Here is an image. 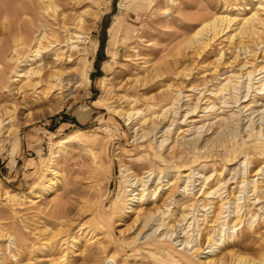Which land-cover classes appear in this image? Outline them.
Segmentation results:
<instances>
[{
  "label": "rangeland",
  "instance_id": "rangeland-1",
  "mask_svg": "<svg viewBox=\"0 0 264 264\" xmlns=\"http://www.w3.org/2000/svg\"><path fill=\"white\" fill-rule=\"evenodd\" d=\"M244 2V15H249L258 6L257 1L254 0H96L94 5L91 0L84 2L83 5L87 8L84 18L90 28L80 43L82 52L74 57H79L78 68L84 71L85 75L82 78L78 77L77 81L81 86L77 90L74 86L70 92L65 93L67 104L61 110L49 113L48 108L60 98V95L37 100L31 96V93L25 98L16 90L12 93V97L18 103L16 114L22 125L21 129L5 142V147H0V230L12 235L15 240L0 241L2 249H0V262L3 261L4 264H19L18 261H21L20 264H189L187 259L191 256L181 249L184 247L181 243L185 238L192 237V231L184 235L178 226L176 232L180 236L174 242L172 240L170 242L169 238L161 240L147 235L157 227L156 220L149 226H144L143 236L138 235L141 241L139 244H134L132 240L137 237L143 225L142 221L136 220L137 213L133 211L126 213L121 211L119 205L127 193L128 176L143 177L149 169L156 170L155 173L164 169L170 175H174L176 166L181 169L193 167L196 172H199L197 170L201 167L205 174L217 168L222 172L221 182L226 184V188L220 191L225 196L228 194L227 190H238L237 194L240 192L241 188H237V179L242 169L240 163L245 157L249 158L252 164L248 166V172L252 171L250 179L259 167L264 166V137L254 135L250 138L246 137L245 140L234 138L235 134L240 133L241 129L252 121L255 126L261 120L264 122L263 94H257L254 98V102L258 101L260 105L247 111L241 110L240 106L233 107L235 93L232 95L227 93L226 103L208 95L206 96L209 98L208 102L215 101L211 103L215 107L210 115L206 117L194 115L193 118L199 119L198 121L189 125L183 123L180 128L174 123L169 133L171 135L160 151L155 139V135L160 139V135L163 134L161 131L167 128L174 118L173 113L165 109L168 103L175 100V96L166 91L169 83L177 85L182 83L184 86L202 85L206 78L216 73L213 70L216 65H218L216 71L221 70L223 73L222 69L225 67L231 70L242 60L252 61L249 52L243 53V49L235 50L233 47L227 51L226 58L218 59L221 46H225V49L229 46L224 39L225 35L222 37L224 32L218 35L211 47L198 55L196 45L189 43V38L191 39L195 28L203 22V19L219 14L235 13L236 9L233 5ZM11 6L18 8L20 3L12 2ZM93 11L97 13L96 17L92 15ZM260 14L264 16V12ZM0 34L3 36L2 32ZM248 44H250L249 50H258L251 41ZM233 52L240 54L239 59H233L235 55ZM63 66L68 72L66 77L74 78L72 76L76 65H71V62L66 60ZM227 75L224 74L223 77ZM223 80L224 78L214 82L213 85L217 87ZM243 83L239 88L240 96L247 94L248 90L247 85ZM183 90L184 94L190 95L185 96L184 99L190 100L180 101L179 106L183 108L179 109L178 119L181 114L186 113L189 106L193 105L198 95L194 90L187 91V88ZM149 97L153 98L147 104L144 99ZM9 98L7 95H2L0 108L3 107L2 105L12 107ZM150 104H153L152 108ZM109 106L144 111L143 116L137 119L138 129H132V125L127 123V120L114 115ZM30 118L34 120L30 121ZM155 122L159 126L151 129V125ZM187 128L189 129L183 131ZM79 129H84L89 135L101 141L104 139L105 146L77 142L61 147L56 144L54 148L51 147L52 133L57 134L53 138L57 142L56 140L78 133ZM171 139L174 141L171 142ZM241 141L242 144H239ZM221 144L224 146L219 147ZM65 151H68V155L64 154ZM50 158H52L51 162ZM48 164H52L54 168L59 166L57 169L61 171L59 184L55 190L43 198H34V194H31L30 200H24L23 206L13 212L6 202L5 192L29 191ZM261 177H256L259 179L255 183L257 187L263 184L258 183L262 181ZM154 179L150 178L147 185L142 187L150 186L152 189L155 185ZM214 181L209 185L212 187L220 185L217 180ZM203 183V179L193 182L195 186H191L192 190L190 189L188 194L177 192L178 202L176 205L172 204L174 216H166L165 224H175L174 221L179 220L186 206L195 201L194 193L198 194ZM47 184L48 181L45 185ZM247 189L245 194L242 193L246 197L251 194L249 185ZM255 195L264 200V187L257 189ZM248 198L250 200L247 199L246 203H242L244 201L242 198L239 207L233 206L234 204L228 205L230 208L227 209H235L237 216L234 219L238 229L237 232L235 231L236 236H232L233 241L230 244L238 254L259 260L264 255V201L260 205L263 206L260 210L259 205L251 200L252 197L248 196ZM212 201L214 206L218 207L217 211H220L219 204L221 205L222 201L219 198ZM154 203L155 201L143 204L144 210L146 207L150 210ZM204 205L209 207L208 201H205ZM248 208L252 217L263 214L255 220V228L248 226V220L240 222L238 219L242 217L241 213L247 212ZM201 209L193 215L199 219L202 230L207 231L210 222L204 213L210 218L213 209ZM252 217L250 220H253ZM160 231L159 228L156 234L158 235ZM197 231L198 229L194 236ZM69 235H73L75 239L70 243L72 245L70 247L66 242L64 243V239ZM9 241L15 243L18 248ZM202 241L205 248L206 240ZM23 242L27 246L23 245ZM12 254H16L15 259ZM112 254L115 256L114 259H107V256ZM196 263L200 264L198 261ZM228 263H231L230 258L227 259L226 264ZM260 263L264 264V260Z\"/></svg>",
  "mask_w": 264,
  "mask_h": 264
},
{
  "label": "bare ground",
  "instance_id": "bare-ground-1",
  "mask_svg": "<svg viewBox=\"0 0 264 264\" xmlns=\"http://www.w3.org/2000/svg\"><path fill=\"white\" fill-rule=\"evenodd\" d=\"M85 1L88 0H0V33H3V36L0 34V101L2 95H7L10 97L9 101L12 104V107H9L8 105H2L3 107L0 108V147H5V142L10 137H12L14 133L19 131L22 125L16 114V111L18 110V103L16 102V99L12 97L13 91L16 90L17 93L23 94L24 98L28 93H31V96H33V98L35 97L37 100L53 95H60V98L56 99L48 108L49 113H55L56 111L61 110L67 104L68 100H66L65 93L70 92L74 86L75 90L81 86L77 79L78 77H84L85 74L84 71H80L78 68L79 57L76 58L74 55L80 54L82 52L83 49L80 47V43L83 41L84 35L86 33L88 34V29L90 28L88 21L84 18V14L87 11V8L85 5H83ZM254 1H257L258 6L256 9L251 11L249 15H244V2L238 5H233V8L236 9L235 13L219 14L209 19L205 14V17L208 20L206 18L203 19V22L199 20L202 23L197 28H195L191 39L189 38V43L196 45L197 55L198 53L201 54V52L211 47L218 35H220L221 32H224L222 37L225 35L224 39L227 40L229 46L226 45L228 46L226 49L225 46H221L218 59L221 60L222 58H226L227 51L233 47L235 50L243 49V53L249 52L252 56V61L248 59L245 61L242 60V62L238 63L236 66H233L231 70H228V68L225 67V69H222L224 70L223 73H221V70L216 71L218 70V65H216L213 68L214 72L216 73L212 74L210 78H206L202 85L192 84L191 86H184L182 83L178 85L175 83H169L166 91L169 94L172 93L175 96V100H173V102L170 104L168 103L169 105L167 104L165 109H169L173 113L174 118L171 120V124L161 131L163 134L160 135V139H157L158 137L155 135L158 151H160L163 145L168 141L169 136L171 135H169V133L171 132L172 125L174 123H176V125L179 126L178 128H180L181 124L183 123L189 125L198 121L199 119L193 118L194 115L199 117H206L207 115H210L211 111L215 107V105H211V103L213 104L215 101L211 103L210 101L208 102L209 98H206L208 95L212 96L214 99H219L221 102L226 103L228 100L227 93L231 95L232 93H235L233 107L240 106L241 110L243 109L246 111L260 105L257 103L258 101H255L256 103L254 102V98L257 94L264 95V16L262 17L260 14L264 12V0ZM12 2H19L20 6L18 8H14L11 6ZM91 2H93L94 5L96 0H91ZM92 15L96 17L97 13L93 11ZM200 19H202V17ZM249 41H251L252 45L254 44L258 50H249ZM233 54H235V52H233ZM233 56V59L237 60L239 59L240 54H235ZM66 60L71 62V65H76L74 67L75 72L72 76L74 78L69 79L66 77V73L68 72L63 66L65 65ZM231 63L232 60L230 64ZM224 74L228 75L223 77ZM222 78H224V80L220 81L218 86L215 87L216 85H213L214 82H217ZM243 82L247 85L246 87L248 90L247 94L240 96L239 88L242 87ZM186 88L187 91H196V94L198 95L193 105L189 106L186 113L183 115L181 114V117L178 119L177 116L180 112L179 109L183 108L182 106H179L180 101L183 100L185 96H190L189 94H184L183 89ZM152 98L153 97L144 99L145 103H150ZM245 102L247 104L244 105L243 103ZM152 105L150 104L151 108ZM155 106H157V104ZM109 108L114 115L123 117L125 120H127V123L131 124V128L134 130L138 129L137 119L143 116L145 113L141 109L132 108L133 110H125L124 108H118L116 106H109ZM160 111H162V109ZM262 118H264L263 115ZM31 120L34 119L30 118V121ZM156 122L151 125V129H156L159 126V124ZM252 122L249 125L243 127L240 133L235 134L234 138H238L237 140H245L246 137L250 138L254 135L264 137L263 120H261L257 126H255ZM188 129L189 128L183 131ZM56 136V133H52L50 142L52 148H54L56 144H59L58 146L61 147V145L76 144L77 142H82L83 144L88 143L90 145L98 144L102 147L106 144L104 139L101 141L97 137L89 135L86 131H84V129H79L78 133L69 135L61 140L59 139V141L56 140L58 143L53 140V138ZM173 141L171 139V142ZM239 144H242V141L239 142ZM220 146H224V144L219 145V147ZM196 148L193 149L195 150ZM67 153L68 151L64 154ZM51 161L52 158H50V162ZM49 164L44 168V172L41 174L40 178L34 182V185L29 191L17 193L15 191L12 192L7 190L5 192V195L7 196L6 202L8 203L9 207L13 209V212L23 206L22 202L24 200H30L31 194H34V198H43L47 194L51 193V191L55 190L57 184H59L61 171L57 169L59 166L54 168L52 164ZM240 165L242 166V169L237 179V188H241V190L238 194V190H227L228 194L225 196H223L220 191L226 188V184L221 182L220 178L222 172L217 168H213L209 171V174H205L203 173L204 171H202L203 169L201 167H199L197 170L199 172H196V169L193 167L181 169L179 166H176V173L174 175H170L164 169H161V171L158 173H155L156 170L153 171L149 169V171H147L143 177L132 175L129 178L128 176L129 184L127 193L122 198L119 209L124 211V213L129 211L137 213L136 220L141 219L143 224L137 233V237L134 238L132 242H134V244H139L141 240L138 235L142 234L141 236H143L144 226H149L151 222L157 220L158 223L155 222L157 223V227L153 231L154 233L151 232V234L149 233L147 235L152 237L155 236L161 240L164 238H169L170 242L171 240L174 242L175 239L180 236L177 235L178 233L176 232L178 226H180L182 232H184V235H187L189 231H192V237L189 236L190 238H185L181 243V245H184V247L181 249L185 250V252L191 256L187 259L189 264H197V261L200 262V264H226L228 258L231 259V263L228 264H261L260 262L264 260V255H260L262 257H260L259 260L250 258L246 255H240L230 244V242L233 241L232 236H236L235 231L238 229H236V220L234 219L237 216L235 215V209H227L228 207L230 208L228 205L234 204L233 206L236 205L237 207L238 204L241 203L242 198L244 199L242 203H246L247 199H249V196L250 198L252 197L251 200H253L254 204L259 205L258 209L261 210L263 206L260 205H262L264 201L258 195H255L257 189L259 190L264 187V166L259 167L252 176L253 178L250 179L252 171H250V173L248 172V166H251L252 164L249 161V158L247 159L245 157L243 161H241ZM260 175H262V177ZM257 176L258 178L261 177L262 179V181L258 183H263L258 187L255 185V183L259 180L256 178ZM152 177L155 178V185L151 184L154 185V187L152 189H150V186L142 187V185L146 186L147 182ZM198 179H203L204 183L198 190V194L195 195L194 193L193 197L195 198V201L189 206H186V210L181 216L179 215V220L177 222V219L174 221L175 224H165L164 219L166 216H174V213H172V204L176 205L178 202L177 192L188 194L189 190H192L191 186L194 185L192 183H195V181ZM214 180H217L220 185L217 187L210 186V182ZM47 181L48 184L45 185ZM248 185L249 188H251V190H249L251 194L246 197V195H243L242 193L248 190ZM161 193H163L162 196ZM218 198L222 201L221 205L219 204V208L221 207L220 211H217L218 207L216 208L212 201V199L218 200ZM153 201H155V203L152 205L150 210H147V207L145 208L146 210H144L143 204H148V202ZM205 201H208L209 207L204 205ZM245 205L248 206L249 204ZM200 208L204 210L213 209L210 212L212 214L210 215V218L208 217L207 213V215L204 213L208 222H210L208 223L209 230L207 231L202 230L199 224V219H197V216L195 217V215H193V213H196V211ZM225 209H227V211H224ZM246 211V213L243 211V213L240 212L242 217L238 219L240 222H245L248 220V226L250 228H255V220L259 219V215L263 214L253 215L252 217L250 215V209L248 208ZM254 214L256 213L254 212ZM250 217H252L253 220H250ZM159 220L162 221L159 222ZM159 228L161 231L157 235L156 231ZM196 229H198V231L196 232L195 237L194 233ZM174 233L175 237L173 238ZM58 234H60V232ZM11 236L7 233H4L2 229L0 230V241L14 239ZM199 236L200 238L198 239ZM66 239L69 240L67 241ZM203 239L206 240L205 248H203ZM73 240H75L73 235H69L68 238L64 239V243L66 242L68 247H70L72 246L70 243L74 242ZM10 243L13 244L12 242ZM13 245H15L14 247L18 248L15 243ZM23 245H25V243ZM25 246H23V248ZM171 246H173V244ZM205 249L208 250L206 251ZM15 255L12 254L14 259ZM114 257L115 256L112 254L111 256H107V259L111 260L114 259ZM18 263L20 264L21 261H18ZM0 264H4L3 261H1Z\"/></svg>",
  "mask_w": 264,
  "mask_h": 264
}]
</instances>
